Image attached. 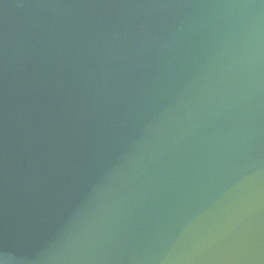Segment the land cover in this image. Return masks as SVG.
<instances>
[{
    "label": "water",
    "instance_id": "water-1",
    "mask_svg": "<svg viewBox=\"0 0 264 264\" xmlns=\"http://www.w3.org/2000/svg\"><path fill=\"white\" fill-rule=\"evenodd\" d=\"M0 264H264V0H0Z\"/></svg>",
    "mask_w": 264,
    "mask_h": 264
}]
</instances>
